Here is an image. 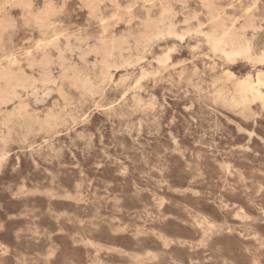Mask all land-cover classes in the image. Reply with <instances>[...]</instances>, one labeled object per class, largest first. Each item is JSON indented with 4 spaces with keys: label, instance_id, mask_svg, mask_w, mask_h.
<instances>
[{
    "label": "rangeland",
    "instance_id": "374dc122",
    "mask_svg": "<svg viewBox=\"0 0 264 264\" xmlns=\"http://www.w3.org/2000/svg\"><path fill=\"white\" fill-rule=\"evenodd\" d=\"M143 1L0 0V264H264V0Z\"/></svg>",
    "mask_w": 264,
    "mask_h": 264
},
{
    "label": "bare ground",
    "instance_id": "6f19581e",
    "mask_svg": "<svg viewBox=\"0 0 264 264\" xmlns=\"http://www.w3.org/2000/svg\"><path fill=\"white\" fill-rule=\"evenodd\" d=\"M95 1V0H94ZM145 2H146V0H144ZM143 1V2H144ZM168 0H166V2H167ZM182 1H184V0H182ZM248 1V0H247ZM173 2V1H172ZM178 2V1H177ZM257 2V1H256ZM169 3V2H168ZM167 3V4H168ZM162 4V3H161ZM183 4V3H182ZM95 5H97V4H95ZM129 5V4H128ZM137 5V4H136ZM143 6V5H142ZM141 6V7H142ZM129 7V6H128ZM135 7V6H134ZM227 9V8H226ZM7 10V9H6ZM264 10V9H263ZM92 11V10H91ZM124 11V10H123ZM123 11H122V13H123ZM126 11V10H125ZM101 12V11H100ZM248 12V11H247ZM95 13V12H94ZM122 13L120 14V15H122ZM247 14H249V13H247ZM96 15V14H95ZM198 16H199V14H198ZM251 16V15H250ZM14 17V16H13ZM246 17V16H245ZM211 18V17H210ZM14 19V18H13ZM138 19H139V17H138ZM137 19V20H138ZM177 19V18H176ZM93 20V19H92ZM214 21H215V19H213ZM94 21H95V19H94ZM131 21V20H130ZM240 21V20H239ZM99 22V21H98ZM132 22V21H131ZM148 22V21H147ZM154 22V21H153ZM211 22V21H210ZM144 23V22H143ZM152 23V22H151ZM89 24V23H88ZM147 24V23H146ZM154 24V23H153ZM203 24V23H202ZM244 24V23H243ZM101 25V24H100ZM99 25V26H100ZM233 26V25H232ZM244 26V25H243ZM243 26H242V28H243ZM107 27V26H106ZM205 27V26H204ZM206 28V27H205ZM250 29V28H249ZM133 30V29H132ZM107 31V30H106ZM125 32V31H124ZM123 32V33H124ZM130 32V31H129ZM132 33H133V31H132ZM131 33V34H132ZM124 35H126V34H124ZM129 36V35H128ZM249 36V35H248ZM247 36V37H248ZM259 36V35H258ZM121 38V37H120ZM123 39V38H122ZM242 39V37L240 36V34H238V33H236V31L234 30V27H231V28H221V29H219V30H216V32H215V34H213L212 36H210L209 38H208V41H209V43L211 44V46H212V48H213V50L215 51V52H218V51H220V52H222L223 54H224V57H225V59L227 60V61H234V60H236V59H238V58H241V59H244V60H248V61H252V56H251V53H252V47L249 45V44H238L239 43V41ZM117 42H118V40H117ZM65 47V46H64ZM103 47V46H102ZM125 47V46H124ZM61 49V48H60ZM78 50V49H77ZM56 51V50H55ZM116 51V50H115ZM80 52V51H79ZM126 52V51H125ZM113 53V52H112ZM208 53V52H207ZM123 54H124V52H123ZM82 56H83V54H82ZM124 56V55H123ZM8 59V58H7ZM257 63H260V64H262V63H264V50L262 51V53L260 54V56L258 57V59H257V61H256ZM129 63V62H128ZM106 65H108V63H106ZM88 67V66H87ZM92 69V68H91ZM98 69V68H97ZM93 70V69H92ZM96 70V69H95ZM205 71V70H204ZM91 72V71H90ZM93 74H94V72H93ZM90 76V75H89ZM88 76V77H89ZM147 78V77H146ZM141 79V78H140ZM88 80V79H87ZM89 82V81H88ZM113 82V81H112ZM139 82V81H138ZM92 84V83H91ZM8 87V86H7ZM6 88V87H5ZM264 89V77H257V79H255V80H253L252 79V77L249 75V76H247V78L242 82V84H241V86H240V90H241V92H242V94H243V101L244 102H246V101H248V99H249V97H252L253 99H255V100H260V101H262V102H264V92L262 91ZM6 91H7V89H6ZM33 92V91H32ZM100 92V91H99ZM5 93H7V94H9V92H5ZM34 93V92H33ZM97 93H98V91H97ZM111 93V92H110ZM99 94V93H98ZM4 95V94H3ZM110 95V94H109ZM28 99V98H27ZM25 100V99H24ZM35 101H36V99H35ZM34 101V102H35ZM194 103V102H193ZM35 104H36V102H35ZM87 107V106H86ZM89 107H92V105L91 106H89ZM79 109V108H78ZM84 109H82V111H83ZM90 110H92V109H90ZM101 112V111H100ZM99 112V113H100ZM105 112V111H104ZM217 112V111H216ZM78 114V113H77ZM85 114H87V113H85ZM105 114V113H104ZM198 114V113H197ZM115 115V114H114ZM224 115V114H223ZM86 116V115H85ZM84 116V117H85ZM107 116V115H106ZM113 117V116H112ZM41 118V117H40ZM117 118V117H116ZM139 118V117H138ZM212 118H214V117H212ZM228 118V117H227ZM89 119V118H88ZM121 118H119V120H120ZM231 119V118H230ZM133 120V119H132ZM195 120V119H194ZM214 120V119H213ZM216 120V119H215ZM228 120V119H227ZM89 121V120H88ZM121 121V120H120ZM75 122V121H74ZM197 122V121H196ZM215 122V121H214ZM230 122V121H229ZM79 123V122H78ZM77 123V124H78ZM119 123V122H118ZM238 123V122H237ZM70 124V123H69ZM80 125V124H79ZM160 125V124H159ZM76 126V125H75ZM162 126V125H161ZM240 126V125H239ZM238 128V127H237ZM245 130V129H244ZM217 132V131H216ZM250 132V131H249ZM59 133V132H58ZM69 133V132H68ZM218 133V132H217ZM57 134V133H56ZM257 135V134H256ZM56 136V135H55ZM87 137V136H86ZM56 138V137H55ZM54 138V139H55ZM260 138V137H259ZM262 138V137H261ZM33 139V138H32ZM70 139V138H69ZM263 139V138H262ZM90 140V139H89ZM264 140V139H263ZM216 142V141H215ZM41 144H43V143H41ZM87 144V143H86ZM196 144V143H195ZM3 145V144H2ZM174 145H175V143H174ZM41 146V145H40ZM46 146V145H45ZM34 147V146H33ZM44 147V146H43ZM49 147V146H48ZM47 147V148H48ZM239 147V146H238ZM51 148V147H50ZM34 149V148H33ZM248 150V149H247ZM25 151V150H24ZM39 151V150H38ZM35 152H36V150H35ZM229 152H231V151H229ZM37 153H35V155H36ZM41 154V153H40ZM48 155V154H47ZM46 155V156H47ZM48 158V157H47ZM46 159V158H45ZM161 163V162H160ZM99 167V166H98ZM46 171V170H45ZM51 188H52V186H51ZM50 192H52V191H50ZM49 192V193H50ZM46 193V192H45ZM58 195V194H57ZM59 196V195H58ZM57 196V197H58ZM81 199V198H80ZM87 199V198H86ZM61 200V199H60ZM166 200V199H165ZM167 202V201H166ZM169 202V201H168ZM235 204V203H234ZM185 206V205H184ZM237 206V205H236ZM257 206V205H256ZM178 207V206H177ZM187 207V206H186ZM239 208V207H238ZM258 208V207H257ZM185 209V208H184ZM65 210V209H64ZM242 210V209H241ZM52 213V212H51ZM66 213V212H65ZM239 213H241V212H239ZM249 213V212H248ZM59 214V213H58ZM198 214V213H197ZM50 215V214H49ZM60 215H61V213H60ZM189 216V215H188ZM253 216V215H252ZM199 217V216H198ZM202 217V216H201ZM205 217V216H204ZM246 217V216H245ZM50 218V217H49ZM194 218V217H193ZM200 218V217H199ZM206 218V217H205ZM249 218H251L250 216H249ZM255 218V217H254ZM52 219V218H51ZM204 221V220H203ZM247 221V220H246ZM254 221V223H256L255 222V220H253ZM194 222V221H193ZM245 222V221H244ZM248 223V222H247ZM252 223V222H251ZM249 224V223H248ZM196 225V224H195ZM252 225H253V223H252ZM210 226V225H209ZM247 226H249V225H247ZM211 228H212V226H210ZM250 227V226H249ZM253 227V226H252ZM204 228V227H203ZM205 229V228H204ZM207 229H209V228H207ZM213 229V228H212ZM205 231V230H204ZM40 232V231H39ZM213 232V231H212ZM250 232V231H249ZM28 233V232H27ZM253 233V232H252ZM39 235H40V233H38ZM51 234V233H50ZM254 234V233H253ZM38 235V236H39ZM52 235V234H51ZM207 235V234H206ZM53 236V235H52ZM257 237V236H256ZM259 237V236H258ZM259 238H261V237H259ZM254 239V238H253ZM205 240V239H204ZM256 240V239H255ZM260 240V239H259ZM258 240V241H259ZM261 241V240H260ZM1 245V244H0ZM93 245V244H92ZM100 245H102V244H100ZM93 246H95V245H93ZM97 246V245H96ZM201 246V245H200ZM111 248V247H110ZM10 249V248H9ZM139 258V257H138Z\"/></svg>",
    "mask_w": 264,
    "mask_h": 264
}]
</instances>
